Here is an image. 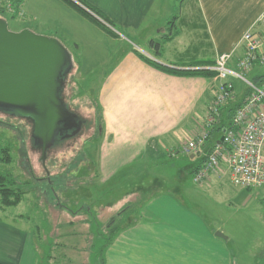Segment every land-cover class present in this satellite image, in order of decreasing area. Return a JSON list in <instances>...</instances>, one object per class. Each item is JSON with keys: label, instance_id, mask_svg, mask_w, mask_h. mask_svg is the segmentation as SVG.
<instances>
[{"label": "crops", "instance_id": "obj_1", "mask_svg": "<svg viewBox=\"0 0 264 264\" xmlns=\"http://www.w3.org/2000/svg\"><path fill=\"white\" fill-rule=\"evenodd\" d=\"M70 1L24 0L21 6L15 5V12L0 9V18H12V31L29 29L62 44H74L81 58L112 60L106 63L96 101L102 185L109 186L113 178L145 155L154 157V150L161 147L171 157L188 155L190 163L196 164L201 153L178 152L173 156L171 149L185 140V134L194 137L204 128L199 124L202 120L205 126L221 79L156 68L135 49L165 66L211 68L217 56L237 46L244 32L259 19L264 0H196L202 21L192 23V27L183 13L173 15L172 0ZM83 1L100 12L102 17L96 16L104 23L108 20L102 22L107 28L77 7L93 12ZM193 30H202L201 43L206 40L209 53L204 55L203 50L201 56L184 58L190 37L197 32ZM73 69L79 73L77 66ZM159 184L156 178L151 184L140 183L143 188H138L150 190ZM125 201V197L110 200L106 206L117 212ZM109 202L113 205H107ZM145 202L143 216L106 248L104 264H235L229 236L222 230L226 237L217 235L219 229L189 210L181 198L151 191ZM7 208L0 206V264H39L29 216L7 215Z\"/></svg>", "mask_w": 264, "mask_h": 264}, {"label": "rangeland", "instance_id": "obj_2", "mask_svg": "<svg viewBox=\"0 0 264 264\" xmlns=\"http://www.w3.org/2000/svg\"><path fill=\"white\" fill-rule=\"evenodd\" d=\"M172 4L173 15L183 13L191 27L192 23L202 21L196 0H172ZM2 19L7 27L14 26L11 17ZM194 31L197 32L191 35L190 49L182 55L184 58L198 53L201 56L203 50L204 55L209 53L206 40L201 43L202 30ZM63 45L73 55L79 73L71 70L59 92L56 84L59 77L55 81V75L52 76V91L47 90L52 99L51 114L43 107L0 103V157L6 146L11 147L13 157L11 163L0 161V169L11 170L19 181H29L24 188L28 190L26 198L8 207L7 215L29 216L39 264H100L109 236L107 227L117 214L109 211L106 203L125 197L126 205L149 197L151 191L173 193L189 210L200 213L210 227L225 232L235 264H258L264 253V186L248 190L234 184L225 166L213 182L197 184L192 159L188 155L171 157L161 147L160 151L154 150V157L147 154L135 162L130 175L125 176L131 168L113 178L110 184L117 190L102 185L97 156L100 135L93 128L99 125L96 118L99 86L107 70L106 63L112 60L81 58L74 44ZM261 73L264 75V67L256 66L245 76L255 81V75ZM231 78L239 91L235 99L238 100L247 84ZM57 99H63L66 105L61 102L68 111L55 106ZM203 125L201 120L199 127ZM190 135L185 134L184 139H190ZM179 146L174 152L178 153ZM156 178L160 181L158 186L139 189L143 188L140 183L151 184ZM118 181L124 186L117 187ZM126 192L130 194L125 196Z\"/></svg>", "mask_w": 264, "mask_h": 264}, {"label": "built area", "instance_id": "obj_3", "mask_svg": "<svg viewBox=\"0 0 264 264\" xmlns=\"http://www.w3.org/2000/svg\"><path fill=\"white\" fill-rule=\"evenodd\" d=\"M23 1L17 6H21ZM0 9L10 13L16 11L13 0H0ZM256 66L264 67V12L244 32L237 46L217 56L211 69L217 72L216 76L221 82L208 108L205 126L196 136L179 146L178 152L182 154L203 152L206 156L193 175L195 183L213 182L215 176L221 173L222 166H225L234 184L243 188L264 186V83L258 84L245 76V72H251ZM231 77L244 81L250 93L236 109L231 125L224 129L223 140L205 152L210 128L220 116L221 108L236 99L237 91ZM174 149L171 152L176 154Z\"/></svg>", "mask_w": 264, "mask_h": 264}, {"label": "water", "instance_id": "obj_4", "mask_svg": "<svg viewBox=\"0 0 264 264\" xmlns=\"http://www.w3.org/2000/svg\"><path fill=\"white\" fill-rule=\"evenodd\" d=\"M73 66L70 51L56 38L29 29L12 31L0 18V103L43 107L51 114L52 99L48 93L52 91V76L55 81L59 77V92ZM61 101L65 104L63 99H57L55 106L64 108ZM216 234L226 237L222 231Z\"/></svg>", "mask_w": 264, "mask_h": 264}, {"label": "trees", "instance_id": "obj_5", "mask_svg": "<svg viewBox=\"0 0 264 264\" xmlns=\"http://www.w3.org/2000/svg\"><path fill=\"white\" fill-rule=\"evenodd\" d=\"M13 1H14L15 5H18V3L21 0H13ZM68 1H70V0H68ZM84 4H86L89 8H91L95 14H97L98 16L99 15L101 16L100 12H98V11L96 12V10H94L95 8H92V6H90L87 2H84ZM87 6H85V8H88ZM77 7L81 11H83L86 15H88L91 19H93L95 22L102 24L104 27H106L104 25L105 23L103 22V20L102 19L100 20V18H98L93 12H91V13H93V14H91L90 12L84 10L83 8H81L79 6H77ZM105 21L108 23V20L105 19ZM135 51L137 52V54L142 59L147 61L149 64L155 66L156 68H159V69L171 72V73L186 74V75H190V74L191 75H205L208 77H214L217 75V72L215 70H212L211 68L178 69V68L165 66V65L147 57L145 54H143L139 50L135 49ZM263 76H264L263 74L255 75V77H254L255 82L258 84L264 83V77ZM249 93H250V90H249V88L246 87V89L243 91L241 97L238 100H231L225 106H223L221 108L220 116L217 118L215 123L210 128V135H209L208 141L206 143L205 152L209 151L213 146H215V144L223 136L224 129L226 127L230 126L232 123V118H233V115H234L236 109L246 101V98L249 95ZM98 130H99V125H98L96 131H98ZM10 151H11V147H9V146L3 147L1 149L2 155L0 157V161L2 163H11L12 162L13 157H12ZM198 157L199 158L197 160V163L194 164L193 169H192L193 175L202 166V164L206 158V156L203 152ZM28 182H29L28 180L19 181L17 179V177L14 175V173L9 169H0V206L10 207V206H16L19 203H21V201L24 200L26 194L28 193V190L24 189ZM120 185H123V183L118 184L117 187H119ZM107 187H109L110 190H112V188H114L113 190H115V189L117 190V188L115 187L114 184H109V186H107ZM246 189L251 190L252 188H246ZM129 194H130V192H126V195H129ZM145 200H146V198L142 197L140 200L127 202L126 205L122 206L117 211V214L113 218H111L110 223L107 227L108 233H109L108 241L106 243L105 248L102 249L101 257L99 260L100 264H104L105 250L108 247V245H110L114 241V239L117 237V235L123 229L133 225L136 221H138L143 216L142 209L146 203ZM109 205L111 206V205H113V203H109ZM258 264H264V253L259 258Z\"/></svg>", "mask_w": 264, "mask_h": 264}]
</instances>
